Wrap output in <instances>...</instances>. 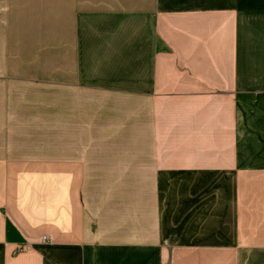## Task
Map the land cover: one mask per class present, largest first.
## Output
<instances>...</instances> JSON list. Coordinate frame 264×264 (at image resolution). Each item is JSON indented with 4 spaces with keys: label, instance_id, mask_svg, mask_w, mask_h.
Instances as JSON below:
<instances>
[{
    "label": "crops",
    "instance_id": "0c3cea01",
    "mask_svg": "<svg viewBox=\"0 0 264 264\" xmlns=\"http://www.w3.org/2000/svg\"><path fill=\"white\" fill-rule=\"evenodd\" d=\"M0 264H264V0H0Z\"/></svg>",
    "mask_w": 264,
    "mask_h": 264
},
{
    "label": "built area",
    "instance_id": "2783aa9c",
    "mask_svg": "<svg viewBox=\"0 0 264 264\" xmlns=\"http://www.w3.org/2000/svg\"><path fill=\"white\" fill-rule=\"evenodd\" d=\"M42 238L43 240H47L48 237L45 235ZM26 248H27V245L22 244V245L17 246L16 250L17 252H20V251L25 250Z\"/></svg>",
    "mask_w": 264,
    "mask_h": 264
}]
</instances>
